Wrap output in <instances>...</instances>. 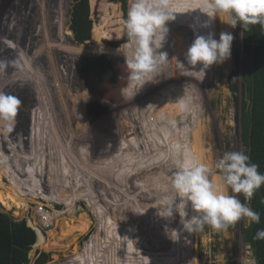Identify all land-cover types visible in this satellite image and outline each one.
Instances as JSON below:
<instances>
[{"label": "rangeland", "instance_id": "374dc122", "mask_svg": "<svg viewBox=\"0 0 264 264\" xmlns=\"http://www.w3.org/2000/svg\"><path fill=\"white\" fill-rule=\"evenodd\" d=\"M42 1L45 2V4L43 3L45 6L41 4L40 0H6V6L2 14H0V23H2L1 18L4 16V23H2L3 31L0 28V34L1 31L4 32L3 37H0V51L7 52V48L11 49V42L9 44H3V42L7 43L5 34H9L8 38L10 37V41H13L15 46L19 44L20 47L24 46L22 54H25L20 64L17 65V70L21 74L28 69L27 74L24 77L22 76L20 80V74L18 77L15 75V81L10 79L4 81L0 89L7 94L18 97L21 101L14 131L10 136L0 137V144L2 143L4 145H2L3 147L0 146V154L6 155V148L11 149L13 155L10 158L13 166L17 170L15 179L21 183V186L25 190L29 186V189L26 190L27 197L25 198L28 211L17 210L16 208L7 210L2 206H0V211L3 214L6 213L7 216L16 222L30 218L32 214L35 215L36 213H38L41 221H43L42 216L45 214V211L40 208L37 209V206L41 204L48 205L50 206V214H47L48 220L51 219L53 210L57 214L63 213L59 218V223L54 221L53 230H55L57 235L61 232L62 219L71 225L77 226L79 225L80 217L84 215L89 218L91 224L86 231L75 233L74 239H71L72 236H69L68 239L59 241V245L53 248L52 251L41 249L43 245L38 247L32 246V250L29 253L30 264H33L36 251L49 255L50 260L45 264H161L162 260H167L166 264H174L173 261L177 260H173L170 255L168 261L167 257L169 253H173L177 249L179 240L183 243L187 252V255L182 256L180 259L184 264H242V260L247 258L249 254L254 257L253 250L247 242L251 224L247 219H241L226 231L216 232L205 227L203 232L196 234L180 232V239L173 242L172 239H175V234H170L169 237L168 233L173 229L180 230L181 226L168 222L167 232L162 233V224H157V227L154 228L152 227V223L149 224V221H147L148 218H143L144 214H140L142 210H145L156 217V208L163 206L172 196L171 174L175 170H171L172 149L171 145H169L172 140L171 96L175 99L185 98L187 100V111L183 115L185 131H182L184 134L180 135L185 140V142H182V145L184 148L185 144L188 146L192 132L194 134L199 133L204 148V162L209 166H213L216 174L217 170L214 168V163L225 152L245 151L242 143L240 120L241 91L239 90L237 93L231 92L228 83L230 74L232 71L238 69L240 63L242 50L241 27L237 25L233 29L224 23L223 30L220 29L222 32H231L234 36L231 57L223 64L213 65L207 70L205 77L200 78L201 84L198 86L200 89L181 86V88L173 90L170 88L174 72L173 58L185 59L186 52L198 30L196 28L195 33L193 29H190L189 32L181 31L182 29L174 30L172 29L173 24L170 22L168 24L169 36L165 48L170 63L167 64L165 72H163L164 68H162L157 75V77L159 75L163 76L165 87L160 88L158 94L153 96L154 92L151 87H154V85H151L153 82H150L147 87L148 89H146L150 93L145 95L146 91H142L138 97V92L135 90L139 89L138 84L135 88L131 86V91L136 92H133L134 95L130 97L132 102L128 101L130 104L128 105L124 102L126 98L124 96L129 92L127 90L123 95L125 86L123 90L121 89L122 94L120 93L121 90L116 91L115 96L118 98L112 95L115 91L113 92L108 87L104 89L105 91L96 92L90 86L92 84L87 80H91L92 83L93 78H90L89 74L84 75L82 72L88 60L99 57H103L108 63L109 59L106 57L116 60L126 72L125 59L123 57L121 58V55L113 57L97 52L91 53L90 55L86 54V56H79L74 52L76 49H70V52H67L64 50V45H62L64 47L55 45L57 36H54V28L56 27L58 30V24H56L57 21L53 20V17L58 10L59 19H62V22L64 21L65 29H70L74 38L76 37L71 25L74 0H61L58 8L56 0H48V4L46 0ZM172 1L169 0V3L173 9ZM195 1L198 3L202 2V0ZM126 2L128 8L131 1L126 0ZM109 3L105 0H89L92 28H97V31L92 30V40H94L92 44H96L97 42L95 41L98 39L99 42L102 41L101 45L103 47H109L104 42L107 29L97 25L118 23L117 34H115L114 40L120 38L122 32L119 30L123 26L124 12L121 2L110 3L111 5ZM193 4L197 5L194 0ZM17 17L22 18L20 24L22 27L20 29L23 26L27 27V23L29 25L31 24L33 32L37 29L29 45L27 44L28 42H21L23 40L20 39L19 33L14 35V30H11V23ZM217 21L216 23H219ZM39 24L43 26L41 31L38 30ZM41 25L39 26L42 27ZM45 28L47 29V33H51L49 37L45 36ZM58 32L59 30L57 34ZM207 32V29H202L203 35H206ZM29 34L30 36L32 35L31 32ZM190 36L191 43H189L190 41L186 43L185 40L182 41L179 39L184 37L189 38ZM66 40L69 44L68 35L66 36ZM72 41L74 48L79 45H82L79 47L84 48L89 46L87 43L83 45L76 38ZM107 41L110 40L107 39ZM99 42L98 45H100ZM183 43L186 46L181 48ZM122 47L116 48L122 49ZM11 53L9 59L13 61L14 57L18 58L15 49ZM6 62L3 63V69L9 71L12 65L7 66ZM63 66H65V72L62 71ZM2 78L0 76V80ZM177 78L174 77V80L178 81ZM122 79H124V76L119 80ZM118 82L112 83V85L114 86ZM40 83H42V89L46 88L44 91L49 95V98H46L43 92H38L41 91V88L36 90V84L40 85ZM66 84H69L73 88V90H70V87L66 88L67 103L65 109L68 117L60 111V104L62 102L61 91L64 94L63 86ZM96 84L101 85L98 82ZM128 84L130 85V81L127 82L126 87ZM157 85L155 88H157ZM60 86H62L61 89ZM163 89L164 92H162ZM37 94L40 95L39 98ZM74 97H77L78 102H75ZM80 97H84L82 101L79 99ZM111 97L113 98L111 99ZM140 97L143 98L142 103ZM46 99L51 101V111L55 118L54 123L56 124V128L51 131L47 130L48 126H50L48 120L53 121L49 114H47L49 117L45 116L47 117L46 123L38 119L41 109L39 107L46 106ZM160 99H163V103L158 102L156 109L159 108L161 112L165 111V116L167 117V122L164 127L166 144L165 146L164 144L160 146L156 144L154 147H151L150 151H144L141 159H137L138 157L136 156L138 155L134 156L132 149H130L132 148L131 146H124L121 141L119 143L118 141L116 142L112 136L114 132L116 134L117 132H121L122 138L126 139L129 133H131L130 131L134 130L135 136L142 139L144 143L146 142L148 145L153 143L154 141L151 139L150 141L149 139L147 141L145 140V133L148 134L150 129L144 131L141 129V125L143 126L144 124L145 127L146 124H149L147 119L149 117L148 109L152 106L151 104H154L155 101H159ZM120 103L124 104L126 108L121 110V107L118 105ZM116 109L121 110L124 114L121 116L115 114ZM82 111L83 116L81 118L80 113ZM84 116L88 118L85 120ZM18 125L25 127L23 131H25L26 135L22 138V129H18ZM57 126L59 127L57 128ZM46 135H51L49 138H53L56 143L52 144L50 140L48 141L44 137ZM31 147H35V152L38 151L39 158L46 156L45 162L48 159H50V162L45 164L41 158L36 163L32 157L34 152ZM58 148L63 151L64 155L62 158L57 157L58 154L56 151H58ZM123 151L126 152L125 155L128 161H124L125 157L122 156V163H119L120 165L118 167L111 166L110 164H106V166H102V164L98 165V167L94 166L110 154L109 159L111 161L115 157L118 158V155ZM132 155L134 156L133 159L131 158ZM151 155L154 158H151ZM154 155H158L159 160H156V156ZM143 157L149 163L143 160ZM153 159L156 160L153 164L157 165H162L160 161H163V171L157 177V174L155 175L154 173L155 166L152 163L150 164ZM199 160L201 161V159ZM86 161L89 162L88 166L86 165ZM144 162L148 165H145ZM132 175L136 178L133 184L137 188H132L128 194L122 191V184L124 182L130 183L129 179ZM10 176L11 179H14L12 175ZM75 178H78V180L75 181ZM79 180H81L80 185L77 184ZM9 181L8 178L4 181L6 187L10 185ZM214 182L223 184L222 180H216ZM108 185L112 188L109 189ZM11 188H14L13 185H10L9 195L12 192ZM0 191L3 190L0 188ZM229 194L232 193L229 192ZM46 195L48 196L46 197ZM237 195L242 203H246L249 206L248 201L244 200L243 194ZM69 201L70 203H68ZM125 201H127V205H125ZM72 202L73 204H71ZM90 202L93 204L92 207H96V209L90 206ZM155 203H157L156 206L153 205ZM74 205L75 208L71 213H65L67 210L73 208ZM189 214L192 215L191 210H189ZM177 217L179 216L175 215V218ZM46 224L44 223V225ZM140 225L145 226L143 230L140 228ZM146 227L151 234L153 231L160 241L164 238L163 235L167 236L168 243L163 245L165 247H150L153 245L151 238H145V234L148 233L146 232ZM39 228L43 236L46 237V229L42 226ZM133 229L137 230V233L135 231L133 232ZM158 230H160L159 233H157ZM138 233H140V237L137 236ZM70 239L71 241L68 243ZM42 243H45L44 239ZM154 243L156 242L154 241ZM45 245L47 246V243ZM77 250L79 252L74 256Z\"/></svg>", "mask_w": 264, "mask_h": 264}, {"label": "trees", "instance_id": "16d2710c", "mask_svg": "<svg viewBox=\"0 0 264 264\" xmlns=\"http://www.w3.org/2000/svg\"><path fill=\"white\" fill-rule=\"evenodd\" d=\"M6 0H0V14H2L4 7L6 6ZM23 1V0H21ZM47 4H48V0ZM108 3H114L117 1L121 2L122 5V10H123V21L124 19H126V15L128 12V9L130 7L129 4L128 8H127V2L126 0H105ZM41 4H45L44 1L40 0ZM59 2H61V0H56V5L57 8L59 7ZM194 2L197 4H193V0H173V9L172 11L175 13V20L172 21L173 24V28L174 30L176 29H182L181 31H185V32H189L190 29H193V26L195 28H197V34L199 35H203L202 34V28L200 27L201 24H203L206 21V17L201 14L199 12V6L201 4V2H197L194 0ZM109 3V5H111ZM43 4V5H44ZM45 6V5H44ZM28 7V6H27ZM63 11V10H61ZM60 11V13H61ZM59 12V10H58ZM58 12H55V15L53 17L54 21H57L56 24H58V34H57V38H56V43L55 45L64 47V50H66L67 52H70V49H76L74 52L76 55L79 56H86L90 55L91 53H99V54H104V55H108V56H113V57H118V55H121V58L124 57V54H129L131 52L130 48H125L124 45L128 42L127 41V37L125 35V31L124 28L122 26V28L120 27V32H122L120 34V38L114 40V36L115 34H117V28H118V23H114V24H98L97 26L99 27H105V29H107V33L105 35V44L111 47H103V46H88L86 48L84 47H79L76 46V48H74L72 46V42H70L73 37L71 34L70 29H65V25H64V21L62 22V19H59L58 16ZM44 13V11H43ZM72 27L73 30L75 32V38L77 39V41H79L80 43L82 42L83 45H85L84 43L92 44L94 42V40H92V30L93 31H97V28L94 29L92 28V22L90 19V13H89V0H74V4H73V9H72ZM4 20V16H2L1 18V22H3ZM106 20V18H105ZM216 20H218L216 23ZM214 22H212V27L210 29H207L208 31H213L215 33V38L218 40L219 39V35L222 32V27L225 25L224 23L221 24L220 19L217 18ZM22 22V18L21 17H17L16 20H14L11 23V30L13 31L14 35H17L19 33L20 39L23 40L21 42H28L27 44L29 45V42L31 40V38H34V34L37 31H32L33 27L31 28V24L29 25L27 23V27L23 26L22 29H20L22 26H20ZM2 23H0V28L2 29ZM41 25V24H39ZM38 25V30L41 31V28ZM123 25V23H122ZM47 28V27H46ZM45 30V36L51 35V33H47V29ZM222 29V30H220ZM1 31L0 37H3L4 32ZM20 31V32H19ZM29 32L32 33V35L30 36ZM224 32V31H223ZM99 33V32H98ZM47 34V35H46ZM97 34V33H96ZM9 35V34H8ZM8 35L5 34V39L7 40L6 42H3V44H9L10 42L12 43L11 49H15L16 50V54L18 56V58L14 57V60L12 61V59H9L11 57V49L7 48V52H3L0 51V76H2L3 78L0 80V89L1 86L3 85L4 81H8L9 79L12 81L16 80V76L18 77V75L20 74L19 71L17 70L18 67L17 65L20 64V62L23 59V55L25 53L22 54V49L24 46L20 47V44L15 46V43L13 41H10V37L8 38ZM68 35L69 38V44L68 41L66 40V36ZM180 37V36H179ZM195 38V35H194ZM107 39H109L110 41H107ZM182 41H186V43L188 41H190L189 43H191V36L189 38H179ZM29 40V41H28ZM97 42L96 44H98V39H96ZM100 44H102V41L99 42ZM52 45V44H51ZM64 45V46H62ZM69 46H71L70 48H68ZM123 46L122 49L116 48V47H120ZM186 46L185 43H183V45H181V48ZM115 48V49H114ZM166 48V44L164 46V48L161 51H165ZM24 50V49H23ZM102 52V53H101ZM236 54V53H235ZM237 55V54H236ZM26 58V56H24ZM7 58V59H6ZM7 62H6V60ZM15 61V62H14ZM184 63L185 59H175L173 58V65H174V72H173V81L171 83V89L173 90H177V88H181V86L184 87H190V88H195V89H200L198 86H200L201 84V77L198 76H193L190 72H186L184 71L185 69L178 63ZM6 62V65H12V68L8 71L7 69H3L4 65L3 63ZM10 62V63H9ZM14 63V65H13ZM16 65V66H15ZM110 63L106 62L104 60L103 57H99V58H92L91 60H88L87 64L84 66V68L82 69L83 73L92 75L95 77V79H97V81L99 82H109V83H116V82H112L115 77L114 74H112L113 70L111 69V67H109ZM41 67V65H40ZM47 67V66H46ZM49 67V66H48ZM65 66L62 67V71L65 72L66 69L64 68ZM199 67V66H198ZM163 72H165V67H163ZM41 69V68H40ZM64 69V70H63ZM27 70L23 73L20 74L19 76V80L20 78L25 74H27ZM48 70V68H47ZM198 70V68H197ZM24 71V70H22ZM42 71V70H41ZM49 71V70H48ZM50 74V72H48ZM16 75V76H15ZM174 77H178V81L174 80ZM172 78V77H171ZM110 79V80H108ZM163 81V76L159 75L155 81L151 84L154 85L153 88V96L157 95L160 88L165 87L164 81ZM238 81H239V85H238ZM162 82L161 84L157 85L158 83ZM228 83H229V88L230 91L233 93H237L239 90L241 91V115H240V120H241V132H242V143H243V147L245 148V153L250 157V162L251 163H255L258 165V171L260 172V174H264V30L261 29V27L259 25L256 26H252L250 31L244 32L242 34V50H241V58H240V63L238 65V69L232 71V73L229 76L228 79ZM148 84H145L142 88L141 86L138 84L139 89H135L137 90V96L139 97V95L141 94L142 91H146V89H148ZM137 83L135 82L134 88L136 87ZM157 85V88H155ZM36 90H38V88H41V91H38L40 93L43 92L44 96L46 98H49L48 94L46 93V91H44L46 88L42 89V83H40V85L36 84ZM62 86H60L61 89ZM70 90H73L72 86H70L69 84H66L65 86H63L64 89V94L61 91L62 94V102L60 104V111H62L63 113H65L66 117L67 116V111L65 109V105H66V88H69ZM155 88V89H154ZM132 89H128V93L125 95V104H129L128 101L132 102L131 98L134 93L136 91H131ZM131 91V92H130ZM134 92V93H133ZM152 92V91H151ZM164 92V89L163 91ZM69 93V92H68ZM148 93H150L149 90L146 91L145 95ZM40 95L37 94V97L39 98ZM37 98V100H38ZM76 98V99H75ZM84 97H80L79 99H81V101L83 100ZM186 98H188L186 96ZM141 99V103L143 102V98L140 97ZM75 102L77 101V97H74ZM46 106H41L39 107L40 109V115H39V120L40 121H44V123L47 122L46 118L49 117L47 114H49L51 116V119L53 120L52 122L48 120V124L50 126H48L47 130L51 131L53 129L56 128V124L54 123V115L52 113V106H50L51 101H49V99H46ZM78 102V101H77ZM159 103H163V99L159 100V101H155L154 104H151L152 106L150 107L149 110V117L148 119V123L146 124L144 127L141 125V129L142 130H146V129H150V131H148V134L145 133V140L147 141L149 139L153 140V143H150V145H148V143H144L142 141V139H139L138 136H135V131H130L131 133H129V135L127 136L126 139L122 138V135L117 132H114L113 134V138H115L114 140L118 143L119 141H121L124 146L128 145L129 147L131 146L132 148V153L135 155H138L136 157H138L137 159H141V156L144 154V151L147 150H151V147H154L156 144L157 146L163 145L165 146V136H164V127L165 124L167 122V117L165 116V111L161 112L160 109H156V106ZM81 103V102H80ZM140 103V102H139ZM140 103V104H141ZM81 105V104H80ZM122 109H125L126 106L124 104H118ZM49 108H48V107ZM171 106H172V115H171V123H172V140H171V149H172V153L175 152H183V151H191L198 159H201V161L203 163L204 162V153H203V145L201 142V136L199 133L194 134L192 132L191 134V140H189L188 142V146L185 144V148L182 145V142H185V140L182 138V136H180L182 133V131H185L184 128V121H183V115L184 113L187 111V100L185 98L183 99H175L174 97L171 96ZM35 107H37L35 105ZM38 109V110H39ZM121 110L116 109L115 110V114H118L119 116L123 115L124 113L121 112ZM37 111V109H36ZM81 114V118L83 116V111L80 113ZM47 116V117H45ZM140 116V115H139ZM85 120L88 118L87 116H84ZM69 120V119H68ZM165 122V124H164ZM144 123V122H143ZM162 125V126H161ZM59 126H57L58 128ZM17 128V126H16ZM23 128H25L24 126H20L18 125V129H22L21 130V138L26 135L25 131H23ZM143 132V131H142ZM61 134V133H60ZM118 134H120L119 136H117ZM48 135V133H47ZM44 136L46 137V139H48V141L50 140V142L52 144L56 143L53 138H49L50 136ZM158 135V136H156ZM10 136V135H9ZM14 136V134H13ZM56 136V135H55ZM17 137V136H16ZM19 137V136H18ZM20 139V138H19ZM118 139V140H117ZM164 142V143H163ZM147 144V146L145 147V145ZM3 144L1 143L0 146H2ZM4 146V145H3ZM2 146V147H3ZM158 148V147H157ZM32 151L34 152L32 157L34 159V161L36 163L39 162V159H43L45 162L46 156H41L40 158L38 157V151H34L35 147H31ZM7 151H8V155H7ZM19 151V150H18ZM17 151V152H18ZM57 152V157H63V151L58 148ZM6 155H1L0 156V188L3 191H0V206L4 207L7 210H11L12 208H16L17 210H23V211H28V205L26 204V190L29 189V186H27V189L25 190L24 187L21 186V183L19 181H17L15 179L17 174V170L15 169V166H13V162L11 160V155H13V152L11 151V149L6 148L5 150ZM113 153V151H112ZM126 152H121L120 155H118V158L115 157L112 161L109 159L110 155H108L106 158L101 159V161L94 165L97 166L101 165L102 166H106V164H110L111 166H115L118 167L120 164L122 163V156H124V161H128V159L126 158L127 156L125 155ZM172 153H171V158H172ZM20 154V151H19ZM128 154V152H127ZM86 155V154H85ZM107 155V154H106ZM129 155V154H128ZM77 156V155H76ZM132 155V159L134 157ZM156 156V160H159V158L157 157L158 155H154ZM160 156V155H159ZM9 157V158H6ZM78 157V156H77ZM103 157H105L103 155ZM102 157V158H103ZM100 158V157H99ZM151 158L152 157L151 155ZM135 159V160H137ZM155 159L151 160L150 164L155 163ZM63 160V159H62ZM134 160V162H135ZM143 160H145V158L143 157ZM59 161V160H58ZM147 161V160H145ZM50 159L46 160L45 164L49 163ZM57 162V161H56ZM85 162V161H84ZM142 162V161H140ZM149 163V161H147ZM162 163V165H157V164H153L155 166V170L154 173L157 176L161 175L162 173V166H163V161H160ZM187 162V161H186ZM17 163V162H16ZM88 163V164H87ZM145 163V162H144ZM86 165H89V162L86 161ZM145 165H148L147 163H145ZM208 165V164H207ZM212 170H213V166H209ZM112 168V167H111ZM161 168V169H160ZM171 170H175V165H174V160L172 158V162H171ZM149 171V170H148ZM146 171V172H148ZM214 171V170H213ZM211 174V179L214 181L216 180H220L219 175L215 173ZM161 172V173H160ZM10 175H12L14 177V179H11ZM214 175V176H213ZM3 177L4 181L7 180V178L10 180L9 183L10 185H13V189L11 188L12 192L9 195V190H10V185L8 187H6V184H4L3 181ZM131 177V176H130ZM171 178H172V174H171ZM135 176L132 175V177L129 179L130 183H126L124 182L122 184V191H125L126 193H130L132 188H137L136 185H134L133 183L135 182ZM78 178H75V181H77ZM80 181L79 180L77 182V184L80 185ZM219 185H223L222 183H218ZM108 188L111 189L112 187H110L108 185ZM25 190V193H24ZM33 190V189H30ZM110 192V190H109ZM38 193V192H37ZM48 195H46L47 197ZM59 196V195H58ZM124 198V197H123ZM129 199V197H127ZM125 200V199H124ZM70 203V201L68 202ZM136 203V202H135ZM250 208L254 211L259 213L260 216V222L257 223H251L250 227H249V234H248V238H247V242L249 243V245L251 246L252 250H253V254H254V258L256 261V264H264V240H257L254 239L256 232L258 230H264V185H262L253 195L251 201H248ZM73 204V202L71 203ZM125 205H127V201H125ZM153 205H157V203L153 204ZM90 206L92 207L93 204L90 202ZM75 208V205L73 208L67 210V212L65 213H71ZM94 209H96V207H92ZM96 211V210H95ZM155 211V210H154ZM53 213H51V219L48 220L47 224L48 227H45L44 225H42L39 220H38V213H36L35 215L32 214V216L30 218H26L23 219L21 221L16 222L15 220L11 219L9 216L6 215V213L3 214V212L0 211V264H30V260H29V253L32 250V245L35 242L36 239V235L35 232L29 228L27 226V220L30 221L31 225L33 227H44L46 229V237H44V242L47 243V246L45 245V243H42V241L39 243L38 246L43 245L41 249H44L46 251L48 250H53V248H56L59 244V241L64 240V239H68L69 236H72L71 239L75 238V233H80L82 231H86L87 229H89V226L91 224L89 218L85 217L84 215H82L79 219V225H71L69 222H66L64 219L61 220L62 223V227H61V232L60 234H56L55 230H53L54 227V223H59V218L61 217V215L63 213H56L54 210L52 211ZM140 214H144L143 218H148L147 221H149V224L152 223V227H157V224H162L161 227L163 229V231H161L162 233H166L167 231V223L171 222L176 223L174 225H178L181 226L179 221L180 218H174L172 220H166L163 218H160L159 216H154L151 215L150 213H148V211L142 210ZM165 220V221H164ZM55 221V222H54ZM100 224V222H99ZM156 225V226H155ZM145 226L140 225V228L143 230ZM182 227V226H181ZM180 227V229H181ZM147 228V227H146ZM135 231V233H137V230L133 229V232ZM139 232V230H138ZM147 234H145V238H151L152 240V245L150 246L151 248H157L158 246L160 247H165L163 245H165L166 243H168L167 241V236L163 235V239L160 241L158 237L155 236V233L152 231L151 232L148 231L147 228ZM160 230H158L157 233H159ZM183 232V231H181ZM132 233V231H131ZM56 236H58V238H56ZM132 236V235H131ZM138 237H140V233H138L137 235ZM175 236V235H174ZM56 238V239H55ZM132 238V237H131ZM136 238V237H135ZM158 238V239H157ZM71 239L68 241V243L71 241ZM180 239V236H179ZM154 241L156 243H154ZM178 241V240H177ZM171 244V242H170ZM182 245V246H181ZM175 247V246H174ZM171 248V245H170ZM169 248V249H170ZM79 252V250L76 251V253L74 254V256ZM171 255V258L173 260H177V261H173L174 264H184L180 259L182 256L187 255V252L183 246V243L178 242L177 245V249H175L173 251V253H169L168 254V261H169V256ZM73 256V257H74ZM179 256V257H178ZM179 259V260H178ZM50 260V257L48 254L44 253V252H39L36 251L35 255H34V259H33V264H45ZM166 261L162 260L161 264H166Z\"/></svg>", "mask_w": 264, "mask_h": 264}, {"label": "clouds", "instance_id": "9594fccd", "mask_svg": "<svg viewBox=\"0 0 264 264\" xmlns=\"http://www.w3.org/2000/svg\"><path fill=\"white\" fill-rule=\"evenodd\" d=\"M198 10L207 18L200 25L202 29H210L212 22L219 18L233 29L239 25L242 34L256 25L264 30V0H202ZM175 18L169 0H132L123 21L128 41L124 47L131 49L129 54H124L127 82L134 81L142 88L154 82L162 68L170 63L168 53L161 50L169 36L168 24ZM193 31L196 32L194 26ZM233 39L231 32H221L218 40L213 31L206 35L196 34L186 52V64L177 62L186 72L204 78L213 65L230 59ZM20 105L18 97L0 90V137H7L14 131ZM172 158L175 165L171 178L172 196L156 208V215L166 220L174 219L175 215L180 217L181 229L168 233L169 237L175 234L173 242L179 239L181 231L196 234L208 227L220 232L241 219L260 222L259 213L242 203L237 195L243 194L245 201H251L254 193L264 185V174H260L258 165L251 163L244 151L225 152L214 163L222 186L211 179L209 165L191 151H174ZM254 239L264 240V230H258ZM242 264H256V261L249 254Z\"/></svg>", "mask_w": 264, "mask_h": 264}, {"label": "bare ground", "instance_id": "6f19581e", "mask_svg": "<svg viewBox=\"0 0 264 264\" xmlns=\"http://www.w3.org/2000/svg\"><path fill=\"white\" fill-rule=\"evenodd\" d=\"M72 34V33H71ZM72 37H73V40H75V38H74V35L72 34ZM102 46L101 44L100 45H98V44H89V46ZM109 47H111V46H109ZM117 65H118V67H120V65H119V63H117ZM169 77H170V75H169ZM172 77V76H171ZM91 78V77H90ZM124 82H123V85L125 86V90L123 91V95L127 92V90L131 87V86H134L135 85V82L134 81H130V85L128 84L127 85V87H126V84H127V79H126V77L124 76V79H122ZM89 83L90 84H92V85H90L92 88H93V90L94 91H96V92H100V91H105L104 89L105 88H107L108 87V84H101V85H99V84H96V82L94 81V78L92 79V83H91V80H89ZM103 86V87H102ZM123 86V87H124ZM117 87H114V89H113V92L115 91V93L114 94H112L114 97H116V98H118L117 96H115L116 95V91H120L121 90V88H122V86H120V88H118V89H116ZM123 90V89H122ZM122 90L120 91V93L122 94ZM110 95V94H109ZM113 97H111V99H112ZM164 124H165V122H164ZM162 126V125H161ZM165 136V135H164ZM165 144H166V142H165ZM170 145V144H169ZM172 161V160H171ZM213 171V170H212ZM213 173H214V171H213ZM214 176V175H213ZM47 214H48V212H45V214H43V216H42V222L43 223H47L48 222V216H47ZM34 228H36V229H38L40 232H41V230H40V228L39 227H34ZM42 233V232H41ZM42 239H44V236H43V234H41L40 235V237H39V243L42 241ZM38 243V244H39Z\"/></svg>", "mask_w": 264, "mask_h": 264}, {"label": "flooded vegetation", "instance_id": "af4514ba", "mask_svg": "<svg viewBox=\"0 0 264 264\" xmlns=\"http://www.w3.org/2000/svg\"><path fill=\"white\" fill-rule=\"evenodd\" d=\"M57 28L55 27L54 28V36H57ZM73 40V39H72ZM70 41V42H73V41ZM106 58H108L109 59V63H110V65H109V67H111V69L113 70V72H112V74H114V77H115V79L112 81V82H118L119 81V79L122 77V76H125L126 77V72L124 71V69L120 66V67H118V65H117V61L116 60H114V59H110L109 57H106ZM122 64H124V63H122ZM85 66V65H84ZM85 74H87V72L86 73H84V75ZM126 74V75H125ZM86 78H87V76H85ZM89 77H92V78H94V81H96V82H98V83H100L99 81H97V79H95V77L94 76H92V75H89ZM88 80V82H89V79H87ZM108 80H110V79H108ZM124 85H122V88L121 89H124V87H123ZM125 97V96H124Z\"/></svg>", "mask_w": 264, "mask_h": 264}, {"label": "water", "instance_id": "95a60500", "mask_svg": "<svg viewBox=\"0 0 264 264\" xmlns=\"http://www.w3.org/2000/svg\"><path fill=\"white\" fill-rule=\"evenodd\" d=\"M123 80H119V82L117 83V84H115L114 86L111 84V83H109V82H100V84H108V88L109 89H114V87H117L116 89H118V88H120V86H122L123 85ZM103 87V86H102ZM27 225H28V227L29 228H31L34 232H35V235H36V239H35V242H34V244L32 245L33 247H38V243H39V237H40V235L42 234L38 229H36V228H34L32 225H31V223H30V221L29 220H27Z\"/></svg>", "mask_w": 264, "mask_h": 264}, {"label": "built area", "instance_id": "2783aa9c", "mask_svg": "<svg viewBox=\"0 0 264 264\" xmlns=\"http://www.w3.org/2000/svg\"><path fill=\"white\" fill-rule=\"evenodd\" d=\"M38 208H40V209H43L45 212H48L49 214H50V206H48V205H45V204H41V205H39V206H37V209ZM49 219H50V217H49ZM38 220H39V222L42 224V225H44V223L41 221V219H40V216H38ZM49 225V224H48ZM48 225H44L45 227H48Z\"/></svg>", "mask_w": 264, "mask_h": 264}]
</instances>
